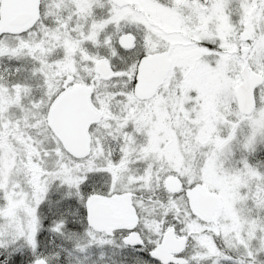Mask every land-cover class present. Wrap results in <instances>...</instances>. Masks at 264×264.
Returning <instances> with one entry per match:
<instances>
[{"label":"rangeland","instance_id":"1","mask_svg":"<svg viewBox=\"0 0 264 264\" xmlns=\"http://www.w3.org/2000/svg\"><path fill=\"white\" fill-rule=\"evenodd\" d=\"M35 1V22L18 33H0V244L21 239L35 247L41 203L66 189L77 194L86 188L89 174L106 170L112 173L113 188H139L135 156H141L148 171L160 162L175 170L174 178L197 181L213 192L221 203L218 224L228 246L231 238L243 239L263 253L264 157L255 152L264 144V0H217V5L190 0ZM183 30L189 32L188 40ZM245 32L252 44L242 59L234 50L244 45L239 35ZM124 33L135 39L128 48L116 41ZM170 39L179 54L169 55L170 67L157 94L137 99L133 87L141 55L167 50ZM141 42L143 52L137 50ZM244 60L262 80L253 90L252 115H238L234 121V87ZM100 61L117 76L102 79ZM87 77L94 83L90 98L100 117L87 127L89 151L74 156L45 117L56 82L85 84ZM210 123L219 132L213 143ZM161 131L171 141L158 148ZM109 140L120 142L118 151L108 147ZM141 193L150 195L146 186ZM81 236L85 232L73 238V247L64 248L66 255L60 258L67 264H91Z\"/></svg>","mask_w":264,"mask_h":264},{"label":"flooded vegetation","instance_id":"2","mask_svg":"<svg viewBox=\"0 0 264 264\" xmlns=\"http://www.w3.org/2000/svg\"><path fill=\"white\" fill-rule=\"evenodd\" d=\"M190 1L199 5H205L208 2L216 4L217 2V0ZM12 2L10 6L1 7L3 20L0 23V33L4 31L12 34L18 33L35 22L34 20L27 25H18L15 18L27 7V2L25 0H12ZM117 2L122 1L117 0ZM184 2L186 3L187 0ZM247 25L248 22H245L244 26ZM4 26H9V28L3 29ZM181 34L185 40H188V31L183 30ZM239 38L244 45L234 51H236V56L242 57L250 50L252 41L249 40L247 32L240 33ZM173 41L175 40L170 39L168 49L165 51L141 55L137 63L133 87V93L137 99L148 100L157 92L160 81L163 80L170 67L169 55L179 54L174 49L176 43ZM187 44L189 43L186 42V46ZM197 46L200 48V43ZM143 48L144 44L141 42L137 50L143 52ZM87 54L91 53L87 51ZM97 68L102 72L101 77L104 80L117 76L114 71L109 74L110 68L104 61L98 62ZM241 82L242 79L239 77L236 85ZM93 84V80L88 77L85 78V84L63 85L61 82H56L53 86L52 98L48 103L46 122L62 147L74 156H83L87 145L85 138L79 132L80 123L87 121L89 125L93 120L96 121L98 116L100 117L99 109L90 98L94 90ZM235 88V114L232 116L234 121L238 120L239 116L246 118L251 116L255 106L254 104L247 113L241 112ZM44 89L42 87L41 90L45 91ZM253 90L254 86L252 87L254 98ZM137 104L142 110L143 104L141 102ZM209 125L212 129L209 136L213 138L210 141L213 143L216 138L213 135L218 136L219 132L212 128V123ZM162 128L166 129V127ZM160 135L161 139L157 146L159 148L160 145L163 148L171 139L163 134V131ZM87 136H89L88 133ZM137 138L147 139L141 135ZM189 142L187 141L188 144ZM108 143L110 149L118 151L119 141L115 143L109 140ZM211 143L208 148L211 147ZM120 155L119 152L116 157L119 163L122 162ZM255 155L264 157V144L262 149L255 152ZM107 159L111 162L109 157ZM135 161L138 167L134 177L137 178L139 188L129 191L113 188L110 181L112 173L106 170L92 174L86 186L89 189H102V187L108 189L103 194H90L86 206L85 222L87 214L94 210L97 204H101L97 215L102 217L103 223L101 229H94L86 223V250L89 253L91 264H264V252L259 254L258 249L249 246L245 240L239 241L231 238L230 246H228L218 224L221 216V203L213 192L206 190L197 181L188 183L184 178L181 180L174 178L175 170L171 167L166 169L160 166V162H155L148 171L141 156H135ZM184 166L186 167L185 163ZM184 169L189 170V166ZM194 171L195 174H201L200 168H195ZM92 179L94 181H91ZM145 186L150 191L148 196L141 193L145 190ZM152 192L156 193L152 194ZM154 196L160 198L154 199ZM191 217L195 218L194 223L190 222ZM50 233L57 236L56 231ZM78 233L77 230H73L69 234L75 238Z\"/></svg>","mask_w":264,"mask_h":264},{"label":"trees","instance_id":"3","mask_svg":"<svg viewBox=\"0 0 264 264\" xmlns=\"http://www.w3.org/2000/svg\"><path fill=\"white\" fill-rule=\"evenodd\" d=\"M111 38L113 44V37L111 36ZM93 51H97V49ZM132 57L135 56H128V59L125 58V60H132ZM112 63L114 64V62ZM89 176L91 177V174L88 175L90 180ZM89 180L86 179L85 183L87 184ZM66 190L67 193L63 194L54 192L41 203L39 207L40 224L36 232L35 247L31 248L21 239L12 242L5 239L0 244V264H29L37 257H44L48 264L68 263L60 258V253L66 255L64 248L73 247L75 244L74 237H71L69 233L73 230L80 233L86 231L85 215L90 194H103L104 191L101 188L89 189L86 187L79 188L76 194L71 189ZM53 231H56L57 236L51 235L50 232ZM83 239L86 238L81 236L79 240ZM86 241L83 242V245L87 246Z\"/></svg>","mask_w":264,"mask_h":264},{"label":"water","instance_id":"4","mask_svg":"<svg viewBox=\"0 0 264 264\" xmlns=\"http://www.w3.org/2000/svg\"><path fill=\"white\" fill-rule=\"evenodd\" d=\"M25 1L27 2V7L23 10L22 13H19L15 18V22H17L18 25L20 24V26L27 25L28 23H30L32 20L36 18V13L34 11L36 1L35 0H25ZM12 3H13L12 0H2L1 7L10 6ZM5 28L6 29L9 28V26H4L3 29ZM10 29H16V28H10ZM116 41L121 47L128 48L133 45L134 38L132 35L124 33V34H120ZM239 76L241 77L242 82L236 85V88H235L237 100H238V106L241 112L247 113L250 111V109L254 106V103H255L252 97V92H251L252 87L259 84L262 80V77L260 74H257L253 71H249L245 64L242 65L240 72H239ZM88 123L89 122L87 121H83V123L81 122L79 125L80 135L83 138H85V142L87 144L85 148V152L89 150V147H88L89 139L87 136V132L85 130V127L88 125ZM82 129H84V131ZM100 206L101 204H97L94 207V210L90 211L86 217L87 225H89L90 227L94 229H101L103 227L102 217L97 215V211L100 208ZM31 264H46V262L42 258H36L32 261Z\"/></svg>","mask_w":264,"mask_h":264},{"label":"bare ground","instance_id":"5","mask_svg":"<svg viewBox=\"0 0 264 264\" xmlns=\"http://www.w3.org/2000/svg\"><path fill=\"white\" fill-rule=\"evenodd\" d=\"M251 92H252V90H251ZM255 104V103H254Z\"/></svg>","mask_w":264,"mask_h":264}]
</instances>
